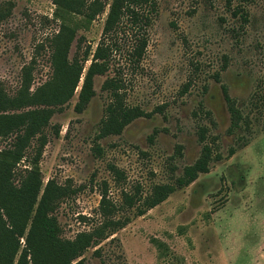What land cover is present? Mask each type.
I'll use <instances>...</instances> for the list:
<instances>
[{
	"label": "rangeland",
	"instance_id": "rangeland-1",
	"mask_svg": "<svg viewBox=\"0 0 264 264\" xmlns=\"http://www.w3.org/2000/svg\"><path fill=\"white\" fill-rule=\"evenodd\" d=\"M8 2L12 13L0 23V81L10 94L31 63L32 90L51 79L50 46L63 26L76 32L72 59L82 36L84 46L96 47L107 15L88 23L59 10L54 0H0V5ZM238 7L250 13L244 28L231 10ZM120 37L113 65L122 68L127 104L150 116L134 120L120 135L98 139L110 101L102 86L115 71L96 77L97 94L86 111L75 112L77 93L53 116L60 133L48 130L40 169L44 185L54 180L75 191L56 210L63 237L71 240L97 227L106 190L119 205L122 192L139 186L145 195L181 177L201 155L199 132L205 128L222 159L144 216L119 211L117 218L132 220L88 249L84 264H264V130L255 122L250 134L230 135L221 89L228 87L244 113L258 117L251 96L264 90V0H236L232 8L227 0H156L148 47L134 67L129 61L134 41ZM246 147L253 148V165L239 163ZM233 157L236 162L229 163Z\"/></svg>",
	"mask_w": 264,
	"mask_h": 264
},
{
	"label": "trees",
	"instance_id": "trees-1",
	"mask_svg": "<svg viewBox=\"0 0 264 264\" xmlns=\"http://www.w3.org/2000/svg\"><path fill=\"white\" fill-rule=\"evenodd\" d=\"M236 0H227L232 8ZM59 10L83 17L88 23L105 13L103 32L96 47L84 46L85 37L78 41V54L72 59L69 52L76 32L63 26L51 42L50 61L52 77L36 90H32L34 63L23 70L20 88L10 94L0 81V264H84L86 251L107 240L132 220L129 216L117 218L119 211H132L144 216L149 210L164 203L171 195L182 190L210 171V165L222 156L216 141L208 142V131L202 128L199 140L203 144L198 160L184 169L183 175L171 184H158L148 194L137 186L122 192V202L117 205L102 194L99 207L101 221L90 232L79 233L74 239L63 237L56 210L62 201L75 191L54 180L44 185L40 162L47 143L51 120L62 113L78 93L74 110L81 114L96 96L95 79L111 71L102 89L110 101L101 121L98 139L120 135L134 120L150 116L141 108L126 101L122 68H114L113 59L121 51V37L130 38L134 46L129 54L130 66L143 59L148 47V27L156 11V0H54ZM13 4L0 5V23L8 19ZM233 16L244 28L250 21L246 7L231 9ZM219 80V77L216 78ZM82 82V84H81ZM81 84V85H80ZM222 94L230 114V135L251 133L257 122L264 130V90L260 87L251 96V108L258 114L252 118L244 113L229 89L222 85ZM209 114V113H208ZM54 135L60 131L52 126ZM246 138V134L239 140ZM100 153V148H96ZM235 150L230 151V156ZM22 163L25 168L20 169ZM119 176V170L111 167Z\"/></svg>",
	"mask_w": 264,
	"mask_h": 264
},
{
	"label": "clouds",
	"instance_id": "clouds-1",
	"mask_svg": "<svg viewBox=\"0 0 264 264\" xmlns=\"http://www.w3.org/2000/svg\"><path fill=\"white\" fill-rule=\"evenodd\" d=\"M239 163L241 165H253L255 163V155L252 147H246L242 152L239 154ZM236 162V157H233L232 160L229 161V163Z\"/></svg>",
	"mask_w": 264,
	"mask_h": 264
}]
</instances>
